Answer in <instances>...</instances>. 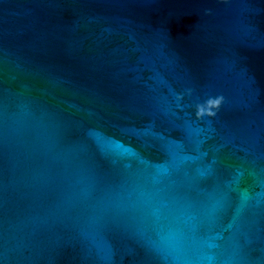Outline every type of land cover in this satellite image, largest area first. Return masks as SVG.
I'll return each instance as SVG.
<instances>
[{
	"label": "water",
	"instance_id": "1",
	"mask_svg": "<svg viewBox=\"0 0 264 264\" xmlns=\"http://www.w3.org/2000/svg\"><path fill=\"white\" fill-rule=\"evenodd\" d=\"M0 264H264V0H0Z\"/></svg>",
	"mask_w": 264,
	"mask_h": 264
},
{
	"label": "clouds",
	"instance_id": "2",
	"mask_svg": "<svg viewBox=\"0 0 264 264\" xmlns=\"http://www.w3.org/2000/svg\"><path fill=\"white\" fill-rule=\"evenodd\" d=\"M220 2L227 4L229 0H220ZM210 14V13H209ZM189 94H191V89L188 90ZM181 97H177L180 99ZM225 103V98L222 95H218L215 98H209L204 104L197 105L196 116L198 119L204 117L214 118L222 105Z\"/></svg>",
	"mask_w": 264,
	"mask_h": 264
}]
</instances>
